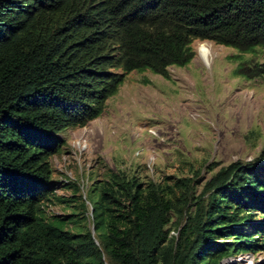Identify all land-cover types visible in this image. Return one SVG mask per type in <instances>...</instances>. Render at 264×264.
<instances>
[{
  "label": "trees",
  "instance_id": "trees-1",
  "mask_svg": "<svg viewBox=\"0 0 264 264\" xmlns=\"http://www.w3.org/2000/svg\"><path fill=\"white\" fill-rule=\"evenodd\" d=\"M195 41L236 50L234 74L264 80V0H0V264H221L264 252L262 155L208 179L107 170L84 197L54 178L64 131L98 119L133 72L171 80Z\"/></svg>",
  "mask_w": 264,
  "mask_h": 264
},
{
  "label": "rangeland",
  "instance_id": "rangeland-1",
  "mask_svg": "<svg viewBox=\"0 0 264 264\" xmlns=\"http://www.w3.org/2000/svg\"><path fill=\"white\" fill-rule=\"evenodd\" d=\"M192 48L189 64L169 68L171 80L133 72L98 119L64 131L63 150L51 158L54 178L79 184L84 197L107 170L208 179L231 163L264 158V80L236 76L232 48L199 41ZM240 257L221 264H247Z\"/></svg>",
  "mask_w": 264,
  "mask_h": 264
},
{
  "label": "built area",
  "instance_id": "built-area-1",
  "mask_svg": "<svg viewBox=\"0 0 264 264\" xmlns=\"http://www.w3.org/2000/svg\"><path fill=\"white\" fill-rule=\"evenodd\" d=\"M241 259L247 260V264H253L254 262H263L264 261V252L252 254V253H246L241 255L239 258V261Z\"/></svg>",
  "mask_w": 264,
  "mask_h": 264
}]
</instances>
